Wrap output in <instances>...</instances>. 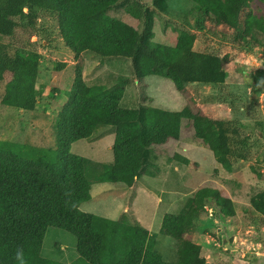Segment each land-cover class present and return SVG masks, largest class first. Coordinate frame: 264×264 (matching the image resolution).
Instances as JSON below:
<instances>
[{"label":"trees","instance_id":"1","mask_svg":"<svg viewBox=\"0 0 264 264\" xmlns=\"http://www.w3.org/2000/svg\"><path fill=\"white\" fill-rule=\"evenodd\" d=\"M143 1H149L153 10L140 7ZM190 1L194 6L189 18L212 29L233 28L234 41L241 36L255 41L253 31L264 36V17L250 11L251 0ZM122 3L128 7L126 14L141 24V31L107 15L111 9L124 7ZM25 8L29 13L39 9L54 14L74 56L91 52L105 61L126 59L138 84L151 76L168 79L186 106L181 111L122 107L129 79L113 86H88L76 79L69 103L54 127L55 148L0 141V264L61 263L41 254L44 236L51 228L75 238L77 264H209L186 235L208 205L223 216L234 213L230 201L216 189H198L193 197L182 198L173 214L163 216L157 234L127 219L114 221L85 213L80 205L90 200L92 184L131 187L140 176H153L157 151L179 139L183 122L189 123L194 139L210 148L225 167L231 160L248 159L255 142L241 139L235 121L204 114L185 87L223 83L224 59L194 51L193 36L182 29L175 32L174 46L151 43L155 11L165 13V0H5L0 12V90L9 81L10 92L0 93V103L19 112L33 111L38 99L34 66L39 55L30 41L34 32L28 33L23 22ZM251 79L258 90L263 89L259 72L252 73ZM103 129L114 135L112 163L94 162L70 152L77 141L102 138L99 130ZM168 161L188 164L177 154ZM251 205L264 217V192L255 195ZM158 235L180 244L177 262H166L157 252Z\"/></svg>","mask_w":264,"mask_h":264},{"label":"rangeland","instance_id":"2","mask_svg":"<svg viewBox=\"0 0 264 264\" xmlns=\"http://www.w3.org/2000/svg\"><path fill=\"white\" fill-rule=\"evenodd\" d=\"M4 1L0 0V12H3ZM122 4L124 7L111 9L107 15L131 24L141 31V24L136 18L126 14L125 9L128 7L125 3ZM140 5L153 10L149 1L140 2ZM193 6L194 3L190 0H165V13L155 11L152 29L154 38L151 43L174 46L175 32L182 29L193 36L194 51L224 59L226 66L223 83H190L185 87L204 114L218 120L235 121L236 133L240 134L241 139L255 142V145L246 161L231 160L225 167L215 159L210 148L194 139L189 123L183 122L179 139L169 144L163 153L159 151L158 159L153 162L151 171L154 174L147 180V184L149 188H153L155 194L160 193L162 196L156 198L151 193L145 201V193H142L141 203L145 204L141 207L143 220L150 221L147 229L152 231V234L158 233L163 216L173 214L182 198L193 197L198 189H216L222 197L230 201L234 213L223 216L217 208L206 206L187 228L186 239L200 247V256L209 264H264V217L251 205L255 195L264 192V86L262 90H258L256 83L251 79L252 73L259 72L264 84V36L253 31L255 41L249 36H241L234 41L231 34L233 28L212 29L189 18V11ZM249 8L256 16L264 17V1L251 0ZM23 15L28 33L34 32L30 41L35 44L34 48L39 55V62L34 66L38 99L35 109L30 112H19L0 103V141L55 148L54 127L59 114L69 103L76 79L88 86L99 83L113 86L127 78L130 83L126 98L121 101L122 107L151 108L155 105L158 109L171 108L166 102H161L159 93H164L163 95L169 98L172 91H168L164 83L156 86V76L146 77V80L136 85L137 81L131 76V63L126 59L107 62L91 52L74 56L58 30L57 17L54 14L39 9H33L29 13L25 8ZM107 64L111 68L107 67ZM157 79L168 81L169 86L173 85L168 79ZM0 91L2 94H9L10 82L3 84ZM183 99L181 97V101ZM99 133L102 138L109 136V131L104 129L99 130ZM110 141L111 139L107 144H98L97 149L103 154L111 152L108 150ZM85 143L86 141L82 140L79 144L81 146L73 150L71 145L70 152L79 157L96 160L99 155ZM174 154L185 157L188 164L169 162V157ZM107 184L112 188H124L120 184ZM140 185L142 183L139 182L138 186ZM101 189L98 188L97 193L109 191L108 188ZM162 197H165L164 204H160ZM131 208L132 206H129V213ZM81 209L87 210L88 207L83 206ZM105 212L106 215L115 217L122 214V211L111 208H106ZM123 215H127V220L134 217L131 214ZM129 222L134 223L132 220ZM223 239H226L232 250L225 248ZM75 241L67 232L48 229L41 254L44 258L64 263L73 256H78ZM157 241L156 250L164 261L177 262L180 244L161 235H158ZM64 246L66 249H62ZM77 259L76 257L68 264H77Z\"/></svg>","mask_w":264,"mask_h":264},{"label":"crops","instance_id":"3","mask_svg":"<svg viewBox=\"0 0 264 264\" xmlns=\"http://www.w3.org/2000/svg\"><path fill=\"white\" fill-rule=\"evenodd\" d=\"M102 60H106V59H102ZM110 61H114V60H110ZM110 61H107V62H110ZM107 67L111 68L108 64H107ZM157 78L158 77L156 76V78H155V80H157L155 82L156 86H157V84L164 83L165 85H167L168 91H172L171 96H169V98H166L163 95L164 93L163 94L159 93V95H161L160 96L161 102H166L169 106H171V108L168 107L169 109H167V110L181 111L186 106V102L184 99H183L184 101L183 100L181 101L182 96L180 97V93L175 89L174 85L169 86L167 83L168 81L163 80V79H157ZM143 80H146V79L144 78ZM136 85H138V83ZM108 86H110V85H108ZM148 101H149V99H148ZM153 108H156L155 105L153 106ZM163 108H165V107H163ZM108 135H109L108 137L100 138L99 140H96V142L94 141V142H86L85 143V145L87 147L88 146L92 147L97 152L96 154L99 155V157H97L96 160L94 159L95 162L110 164L113 161L112 152H108V153L103 154L100 150L97 149L98 144H102V142L107 144L108 141L111 139V141L109 143V148H108L109 151L111 150L114 135L112 133H110ZM80 142L77 141V142L73 143L71 146V150H73L74 148L80 147L81 146V145H79ZM158 152L159 151H157L156 154L159 157L160 153H163L164 151H161L160 153H158ZM102 158H104V159H102ZM89 160H91V158H89ZM152 177L153 176L142 175L129 188H127V187L112 188V187H108L107 183L92 184L91 185V199L88 202L81 204L80 210L83 212H86V213H90V214H93V215H96V216H99V217H102L105 219L114 220V221H119V219L121 220V219L127 218V215H123V214H131L134 216V217L130 218V220L134 221L133 224H136L137 226H140L142 228L147 229V227L150 225V221L144 222V220H143L144 215L142 216L141 207H143L145 204L141 203L142 193H145V196L143 198V200H145V201L149 199V197H147V196H149V195L151 196V193H153L156 196V198L162 196V194H160V193L155 194L153 192V188L151 186L149 188V186L147 184V180L149 178H152ZM139 182L142 183V185L138 186ZM98 188H102V189L108 188L109 191H106V192L100 191L97 193ZM162 199H163V201L160 204H164L166 202L165 197H162ZM132 200H134V201L132 202ZM150 200H152V199L150 198ZM155 201L156 200L154 199V202ZM83 206L88 207V209L82 210L81 208ZM129 206H132V208L130 209V213H129ZM154 206H155V204H154ZM106 208L115 209V211H122V214L119 216L120 218L115 217V216L106 215V212H105ZM138 215L141 217H139ZM116 218H119V219H116ZM128 218H129V215H128ZM130 220L128 219V221H130ZM149 233L152 234V231H149ZM154 233L156 234L157 232H154ZM62 249H66V247L64 246V248H62ZM63 255H65V253ZM76 257L78 258V256H76ZM76 257L73 256L70 260H67L64 263L63 262H61V263H63V264L71 263V261L73 262V260H75Z\"/></svg>","mask_w":264,"mask_h":264},{"label":"water","instance_id":"4","mask_svg":"<svg viewBox=\"0 0 264 264\" xmlns=\"http://www.w3.org/2000/svg\"><path fill=\"white\" fill-rule=\"evenodd\" d=\"M223 244H224L226 249H230V250L233 249L228 243H226V239H223Z\"/></svg>","mask_w":264,"mask_h":264}]
</instances>
